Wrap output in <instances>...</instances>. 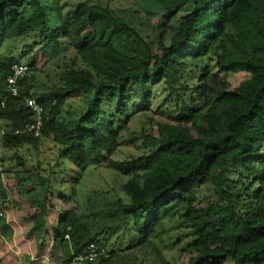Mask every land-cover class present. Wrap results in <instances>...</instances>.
I'll list each match as a JSON object with an SVG mask.
<instances>
[{
	"label": "trees",
	"instance_id": "trees-1",
	"mask_svg": "<svg viewBox=\"0 0 264 264\" xmlns=\"http://www.w3.org/2000/svg\"><path fill=\"white\" fill-rule=\"evenodd\" d=\"M114 1L0 0V213L15 193L40 242L54 194L74 203L48 254L64 264H264V0H139L168 15L156 51ZM15 65L29 68L18 97ZM49 65L59 86L43 91ZM230 73L246 78L233 88ZM25 98L48 115L41 137L15 135L32 122ZM142 118L153 128L131 131ZM125 146L134 154L116 160ZM96 168L124 180L121 196L86 190ZM0 232L12 234L1 217ZM91 244L105 253L75 262Z\"/></svg>",
	"mask_w": 264,
	"mask_h": 264
},
{
	"label": "rangeland",
	"instance_id": "rangeland-1",
	"mask_svg": "<svg viewBox=\"0 0 264 264\" xmlns=\"http://www.w3.org/2000/svg\"><path fill=\"white\" fill-rule=\"evenodd\" d=\"M97 0H94L96 2ZM104 1V0H100ZM110 6L119 12V14L124 18V20L132 26L137 27L138 29L144 28L143 35L151 42L153 51H156L157 38L160 34L159 25L164 18L168 15L159 7L149 8L147 6L141 5L139 0H116L110 4ZM192 7L187 6L182 10L175 20L180 19V17L188 11H191ZM15 47V46H14ZM9 50L12 51L15 56L20 55L23 44L18 45L17 48ZM22 60V59H21ZM22 63L27 64V60H22ZM42 64L38 62L37 68L40 70ZM55 65H49L45 67L42 72H40L37 77L36 87L43 91H48L52 86L58 85V78ZM224 79L230 82L233 88H237L239 84L246 78L244 74H220ZM81 101H70L68 104L71 106H80ZM142 126H145L147 129H152L150 123L145 119H139L132 121L130 125L131 131H136ZM152 127V128H151ZM156 128H154L155 130ZM124 136L128 135V132L123 134ZM52 146L50 142L44 141L43 145L40 148L39 161H43L45 158L49 159V152L52 151ZM133 147L127 148V146L122 147L120 154H117L116 160H123L127 156L134 154ZM3 155V151L0 148V158ZM6 164L11 160L10 155L3 156ZM10 166V165H8ZM86 190H103L106 191L110 196H121L120 188L124 183V180L118 177L112 171H109L106 168H96L90 169L86 176L84 177ZM15 181L12 177L8 176L4 178V184L8 186H14ZM10 201V202H9ZM9 204L11 208H4L0 213V217L5 221V223L12 229V234L2 235L0 232V264H64L62 258L57 254L51 259L49 253L51 254V248L53 244V233L54 227L59 220L60 216L69 208H74V203H71L69 206L63 204L60 200V195L54 194L52 198L53 208L49 210V215L47 217V223L49 226V233L44 235V238L39 242L35 241L33 237H29V232L32 228V223L30 221L31 216L34 212L29 208L26 202H20L21 210L13 208L15 203H18L17 195L12 193L9 195ZM38 243H42L46 246V255L40 254L36 246ZM167 259L172 257H177L173 252L166 253ZM144 259L145 264L149 261L146 258L139 257ZM183 261L187 260V257L182 259ZM141 261V260H140Z\"/></svg>",
	"mask_w": 264,
	"mask_h": 264
},
{
	"label": "built area",
	"instance_id": "built-area-1",
	"mask_svg": "<svg viewBox=\"0 0 264 264\" xmlns=\"http://www.w3.org/2000/svg\"><path fill=\"white\" fill-rule=\"evenodd\" d=\"M13 76L9 79V91L13 97L19 96L18 88L14 87L18 80H23L29 76V68L27 66L15 65L12 67ZM24 103L32 114V122L15 132V135H26L34 138L42 136L45 122L48 115L45 109L39 105L33 98H25ZM105 253L104 249L97 251L96 246L91 244L83 255L75 258V262H93L99 255Z\"/></svg>",
	"mask_w": 264,
	"mask_h": 264
}]
</instances>
